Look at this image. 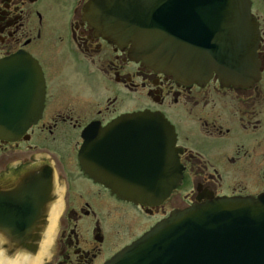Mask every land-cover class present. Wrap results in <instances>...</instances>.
<instances>
[{
    "label": "flooded vegetation",
    "instance_id": "1",
    "mask_svg": "<svg viewBox=\"0 0 264 264\" xmlns=\"http://www.w3.org/2000/svg\"><path fill=\"white\" fill-rule=\"evenodd\" d=\"M90 1L0 0V62L9 61L18 75L31 62L41 76L37 120L0 138L1 192L24 180L35 191L48 185L36 242L24 251L40 258L37 264H106L172 211L214 198L264 196V0H248L257 31L256 74L226 85L215 74L205 83H181L134 60L130 44L92 23ZM29 80L15 78L9 89L28 97L23 84ZM140 112L169 123L182 174L169 197L150 206L120 199L95 178L101 170L117 179L119 163L150 162V143L104 129ZM91 126L86 154L94 176L80 162Z\"/></svg>",
    "mask_w": 264,
    "mask_h": 264
},
{
    "label": "water",
    "instance_id": "2",
    "mask_svg": "<svg viewBox=\"0 0 264 264\" xmlns=\"http://www.w3.org/2000/svg\"><path fill=\"white\" fill-rule=\"evenodd\" d=\"M88 14L108 37L130 44L131 58L181 83H205L215 74L226 85L256 74L257 31L248 0H91ZM21 77L31 80L23 84L28 97L18 98L9 88ZM40 78L31 62L23 75L9 61L0 62V138L9 139L25 130L18 126L37 120ZM88 129L80 162L94 176L86 154L92 140L86 135L95 128ZM104 129L140 136L150 143L151 159L116 164L117 179L104 178L101 170L95 178L133 204L165 200L181 179L169 123L140 112ZM25 181L0 191V237L9 252H31L50 199L47 183L35 191ZM106 264H264V196L214 198L173 211Z\"/></svg>",
    "mask_w": 264,
    "mask_h": 264
},
{
    "label": "bare ground",
    "instance_id": "3",
    "mask_svg": "<svg viewBox=\"0 0 264 264\" xmlns=\"http://www.w3.org/2000/svg\"><path fill=\"white\" fill-rule=\"evenodd\" d=\"M58 205L55 204L52 207V211L50 212V225L46 230V235L49 236L52 230L53 221L55 219V214L57 213ZM46 243V241H43V245ZM3 244V240L0 237V262H3V264H37L39 259L38 257H31L25 253H16L15 256L7 257L6 253L3 249H1Z\"/></svg>",
    "mask_w": 264,
    "mask_h": 264
},
{
    "label": "snow or ice",
    "instance_id": "4",
    "mask_svg": "<svg viewBox=\"0 0 264 264\" xmlns=\"http://www.w3.org/2000/svg\"><path fill=\"white\" fill-rule=\"evenodd\" d=\"M0 264H3V262H0Z\"/></svg>",
    "mask_w": 264,
    "mask_h": 264
},
{
    "label": "rangeland",
    "instance_id": "5",
    "mask_svg": "<svg viewBox=\"0 0 264 264\" xmlns=\"http://www.w3.org/2000/svg\"><path fill=\"white\" fill-rule=\"evenodd\" d=\"M1 249H3V248H1ZM4 250V249H3Z\"/></svg>",
    "mask_w": 264,
    "mask_h": 264
}]
</instances>
